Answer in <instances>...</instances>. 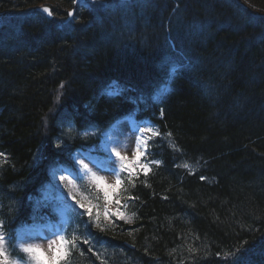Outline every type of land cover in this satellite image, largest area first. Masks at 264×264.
Segmentation results:
<instances>
[{
  "label": "trees",
  "instance_id": "1",
  "mask_svg": "<svg viewBox=\"0 0 264 264\" xmlns=\"http://www.w3.org/2000/svg\"><path fill=\"white\" fill-rule=\"evenodd\" d=\"M76 1L0 0V219L17 248L51 214L34 194L55 185L100 203L91 218L77 209L67 264H264V0ZM134 110L170 140L154 143L147 175L122 176L123 213L106 218L91 174L59 154L100 153V131ZM59 165L75 179L54 182Z\"/></svg>",
  "mask_w": 264,
  "mask_h": 264
},
{
  "label": "snow or ice",
  "instance_id": "2",
  "mask_svg": "<svg viewBox=\"0 0 264 264\" xmlns=\"http://www.w3.org/2000/svg\"><path fill=\"white\" fill-rule=\"evenodd\" d=\"M44 12L51 15V12L48 8L43 9ZM71 16V13H69ZM175 71V69H173ZM63 87V86H62ZM63 129V126H61ZM141 131H152L151 129H138ZM87 135V132L84 133ZM134 135V133H133ZM154 135H159V133H154ZM58 139H60L58 137ZM149 143L148 140L141 137L140 142L135 144V159L129 160V158L125 155H122L120 151H117L116 148H111L110 152L116 158L115 160L109 158L110 168L105 169H97L96 172L104 171L108 175H115L116 181L115 184H109L103 175H97L96 172H93L91 168H89L87 163H84L83 160L79 161V164L83 166L84 173L83 175L91 174V179L93 180L95 186L103 192L104 199L106 203H112V196L116 194L117 190L119 189L120 185L123 183V179L121 174L127 173L130 176L137 172V166L139 169L144 172L145 175L148 174L151 169L146 165L142 164V157L145 155V151L147 150L145 147V151H141L142 146H146ZM57 147H60V144H57ZM99 146H96L98 150ZM64 160L70 164H72L73 168H77L78 165L73 163V153L70 149V146L65 145L62 149L61 153ZM117 161L119 162V170L117 171L116 165ZM158 163V162H157ZM77 176L82 180L83 176L77 173ZM53 179H55V173H53ZM65 177L61 175L59 180H64ZM203 179V177H202ZM65 198H69V194H64ZM70 199L74 201L76 207L81 209L82 211L79 213L77 219L80 216H84L85 214L91 218L93 216V207L90 204H85L80 199H77L75 195H71ZM118 204L119 201H116ZM109 215H120L119 212L112 213L107 208L104 210V216L107 218ZM80 223L86 225V230L81 233L84 236L83 243L89 244V235H94L90 232L91 226V219L88 221L81 220ZM54 236L58 237V240L52 237H48L50 243H48V250L46 251L42 247L38 246L34 242L25 241L23 244L17 248L16 244L14 243L16 237L14 235V230L12 228V222L10 220L0 219V264H27L24 259V256L21 253L28 254L31 260L35 262V264H61L62 261L65 260L66 256L68 255L69 248L68 246L71 245L73 247L76 246V237L73 236L71 240L65 238V235L61 234V232L54 233ZM10 256H18L19 259H11Z\"/></svg>",
  "mask_w": 264,
  "mask_h": 264
},
{
  "label": "rangeland",
  "instance_id": "3",
  "mask_svg": "<svg viewBox=\"0 0 264 264\" xmlns=\"http://www.w3.org/2000/svg\"><path fill=\"white\" fill-rule=\"evenodd\" d=\"M110 1V0H108ZM112 2V0H111ZM109 3V2H108ZM86 6V5H85ZM131 8V7H130ZM129 11V9H127ZM28 11H24L21 13H18L17 15H24V13H27ZM30 12V11H29ZM16 28V25H12L10 30H14ZM135 131H133L130 128V123L126 120L125 122L118 124L115 126L111 131L102 133L101 136L104 139L102 142L104 146H106L107 149V157H103V155H99L98 153H90L87 155H84V163H87L89 168H91L93 171L99 169H105L110 168V162L109 158L115 160L116 158L114 155L110 152L111 148H116L117 151H120L122 155H125L129 158V160L135 159V141H134V135ZM146 139V137H145ZM143 147V146H142ZM142 151V150H141ZM81 153L75 154V160H79L82 158ZM86 159V160H85ZM96 167V168H95ZM138 167V166H137ZM187 167L191 168L190 165H187ZM116 169H119V162L117 161ZM64 169H60V171L55 172L56 177H60L62 172H64ZM97 175H103L105 180L109 184H115L116 176L108 175L104 171L96 172ZM49 196V191L44 193L42 197L47 198ZM114 196V195H113ZM67 211L62 210L60 212V219L56 222L53 221H46V223L43 225V239L39 242V245L42 246L43 249L46 251L48 250V243H50V240L47 239L48 237H52L56 239V236H54V233H57L60 231V229L70 221V217L67 215ZM47 239V240H46ZM30 242H32L31 239H29ZM35 264V262H33Z\"/></svg>",
  "mask_w": 264,
  "mask_h": 264
},
{
  "label": "bare ground",
  "instance_id": "4",
  "mask_svg": "<svg viewBox=\"0 0 264 264\" xmlns=\"http://www.w3.org/2000/svg\"><path fill=\"white\" fill-rule=\"evenodd\" d=\"M143 3H145V1H144ZM143 3H141V5H142ZM145 5H147V4H144L143 7H144ZM205 5L208 6L209 3L206 2ZM220 6H221V7H224L223 5H220ZM220 6L217 5L216 8L218 9V7H220ZM221 7H220V8H221ZM35 8H36V10H37L38 12H40V13H41L43 16H45L47 19H50V20L54 19V13H53V11H52V7L49 5V3H47V2H42L41 4H39L38 6H36ZM43 8H48V9L50 10V12H51V15H49V14L46 13V12H44V11L42 10ZM144 8H145V7H144ZM149 8H152V7H151L150 5H148V6L145 8V11H147ZM224 8H225V7H224ZM140 10H143V8L140 9ZM24 11H28V10H27V9H26V10H22V12H24ZM225 12H226L227 15H230V14H231L229 11H225ZM14 13H15V12H10V13H8L7 15H12V14H14ZM27 13H31V12L28 11ZM27 13H24V15L27 14ZM204 17L206 18L205 15H204ZM207 20H208V19L206 18L205 21H207ZM202 23H203V22H202ZM229 23H230V22H229ZM229 23H225L224 25H227V24H229ZM5 39H6V41L8 40L6 37H5ZM0 45H1V43H0ZM0 47H1V46H0ZM147 60H149V56H148V55L144 58V61L148 62ZM151 75H152L153 77L156 76V78H157V75H156V71H155V70H152V71H151ZM112 77H114L115 79H119L120 74L114 72V73H112ZM132 78H138V76L132 75ZM155 80H156V79H155ZM158 80H162V79L159 78ZM50 91H51V92H55V89H54V88H51ZM142 110H143V111H146L147 109H146V107L142 106L141 109H140V112H141ZM124 112H125V110L121 108V109L117 110L116 112H114V114H115L116 116H118V115H121V114L124 113ZM95 138L98 139L97 136H96ZM99 140H100L101 142L104 141V139H103L101 136L99 137ZM205 162H208V160L205 161ZM200 169H201V165H200V166H196V167H194L193 169H190L189 171H190L192 174H194V173H198V172L200 171ZM201 173H202V175H203V171H202ZM203 177H205V175H204ZM32 185H36V186H37V183H36V182H33ZM34 187H35V186H32L31 188H34ZM78 242L81 243V241H78Z\"/></svg>",
  "mask_w": 264,
  "mask_h": 264
},
{
  "label": "water",
  "instance_id": "5",
  "mask_svg": "<svg viewBox=\"0 0 264 264\" xmlns=\"http://www.w3.org/2000/svg\"><path fill=\"white\" fill-rule=\"evenodd\" d=\"M43 9H44V8H43ZM43 9H42V10H43ZM71 15H72V13H71Z\"/></svg>",
  "mask_w": 264,
  "mask_h": 264
}]
</instances>
